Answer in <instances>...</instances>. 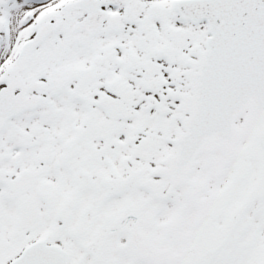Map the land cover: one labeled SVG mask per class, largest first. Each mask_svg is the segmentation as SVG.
I'll return each instance as SVG.
<instances>
[{"label":"snow or ice","instance_id":"1","mask_svg":"<svg viewBox=\"0 0 264 264\" xmlns=\"http://www.w3.org/2000/svg\"><path fill=\"white\" fill-rule=\"evenodd\" d=\"M0 264H264V0H0Z\"/></svg>","mask_w":264,"mask_h":264}]
</instances>
